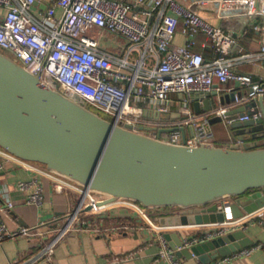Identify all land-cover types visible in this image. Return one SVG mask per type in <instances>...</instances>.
Wrapping results in <instances>:
<instances>
[{
    "label": "built area",
    "instance_id": "built-area-1",
    "mask_svg": "<svg viewBox=\"0 0 264 264\" xmlns=\"http://www.w3.org/2000/svg\"><path fill=\"white\" fill-rule=\"evenodd\" d=\"M42 1L0 0V51L37 76L42 85L54 89L53 83H56L55 90L69 100L86 105L118 125L134 126L142 125L143 113L140 107L132 104V99L136 102L151 101L157 106L156 113L161 117L170 114L165 106L170 96L179 95L183 99L178 114L183 118V125L191 128L192 136L182 137L179 125H174L175 129L163 134L160 140L181 145L184 138V145L190 148L197 143L214 145V134L208 127L211 117L227 127L235 122L262 118L261 111L256 107L235 117H228V109L221 106L207 115L198 116L189 107V97L208 95L215 84L233 83L243 90L227 89L235 106L249 104L258 98L264 104V0H245L257 17L252 26L257 36L256 52L245 50L238 43L236 34L222 26L211 25L197 11L176 0H51L44 10L36 9ZM237 2L233 0L229 8L233 9ZM164 10H169L180 20L182 33L188 38L185 46L170 48L172 33L158 26ZM154 17L155 22L152 23ZM93 29L98 30L97 33L91 34ZM103 32L119 36L130 45L125 56L115 57L98 48V38ZM198 36L209 42L215 55L213 59H205L201 53L192 50ZM201 47H206V44ZM134 51L138 53L136 58L133 57ZM254 63L260 64L261 74L252 75L236 69L239 65ZM215 90L219 91L218 88ZM229 141L230 145L242 144L231 134ZM0 158L34 174L30 181L18 183L19 191L26 193L27 204L41 206V179L49 181L55 194L73 193L76 196L71 210L48 223L53 226L52 229L46 228L48 224L40 223L35 227H23L16 232L0 235V242L5 237H39L37 254L20 264H54L57 245L70 232L81 230L84 224L87 228L94 224L86 223L84 220L87 218L111 219L113 214L119 217L135 213L149 229L157 227L149 210L131 200L117 199L104 203L108 196L90 191L47 171L39 164L22 161L1 149ZM2 169L0 164V171ZM232 204L233 200L229 198L217 202L216 208L222 214L223 222L200 235L186 237L177 251L233 231L238 219L232 215ZM6 207L11 208L12 204L7 203ZM263 209L258 210L259 218L264 215ZM159 211V217L178 216L181 213L176 208ZM0 229L4 231V226ZM93 230L97 231L95 228ZM155 242L156 260L181 264L174 258L176 251L169 247L164 234L159 233ZM253 249L241 250L239 254L249 255ZM227 260L224 259L222 263ZM209 264L220 263L215 261Z\"/></svg>",
    "mask_w": 264,
    "mask_h": 264
},
{
    "label": "water",
    "instance_id": "water-1",
    "mask_svg": "<svg viewBox=\"0 0 264 264\" xmlns=\"http://www.w3.org/2000/svg\"><path fill=\"white\" fill-rule=\"evenodd\" d=\"M53 87L42 85L37 76L0 51L1 150L108 196L104 203L126 199L149 211L181 210L178 216L160 217L161 227L222 223L216 203L225 198L234 201L235 219L264 208V144L256 134L257 126L264 131L261 98L257 104L262 118L229 127L239 131L235 137L241 146L197 143L190 148L184 138L181 145L160 140L174 129L118 125L63 96L55 90L56 83ZM207 97L204 112L213 109ZM198 99L192 104L197 114ZM171 237L164 234L167 241ZM251 245L240 230L176 255L208 264ZM181 246L178 239L174 249ZM207 252L212 253L205 260L202 255Z\"/></svg>",
    "mask_w": 264,
    "mask_h": 264
},
{
    "label": "crops",
    "instance_id": "crops-1",
    "mask_svg": "<svg viewBox=\"0 0 264 264\" xmlns=\"http://www.w3.org/2000/svg\"><path fill=\"white\" fill-rule=\"evenodd\" d=\"M124 1L128 2L129 0ZM176 1L187 8L197 11L211 25L222 26L225 30L236 34L238 43L245 50L250 52L258 50L256 43L257 36L252 30L257 17L245 0H237L238 2L233 9L229 8L233 0ZM50 3L51 0H43L41 4L37 5L36 9L44 10ZM153 22H155V17L152 18ZM158 26L172 33L173 38L170 48L177 49L185 46L188 38L182 33L180 20L172 12L164 10ZM97 31L93 29L91 34L97 33ZM204 43L206 47H201ZM98 48L115 57H123L130 48V45L119 36L103 32L98 38ZM192 50L201 53L205 59L211 60L215 57L209 46V42L202 36L196 37ZM133 57H138V53L134 51ZM236 69L252 75L262 73L259 63L239 65ZM216 88L219 91H216ZM227 89L243 91L238 85L233 83L225 85L215 84L214 89L207 97L213 109L219 106L225 107L228 109L229 117L241 115L243 110L245 113L247 106H249V109L256 107L260 110L257 100L246 105L235 106L230 95L227 94ZM196 97H199L197 101L198 114L193 111L192 107V104L196 102ZM200 97L202 96L197 94L191 95L189 97V107L198 116L207 115L209 112H204L205 96L203 98ZM182 99L179 95H171L169 102L165 104L170 114L161 117L156 113L157 106L151 101L136 102L132 99L131 102L142 109L143 119L141 124L143 126L157 129L160 127L175 129L174 125H179L182 137L190 138L192 130L190 127L183 125V119L178 114V108L182 104ZM208 127L214 134L215 146L228 147L230 145V134L236 137L239 136L236 134L239 131L225 126L220 120L213 117L209 118ZM256 134L261 136L260 142L264 144V131L259 126H257ZM245 137L250 139V135ZM0 164L3 166L2 171H0V208L3 209L0 212V228L2 225L4 226V231L0 229V235L2 233L16 232L23 227H35L40 223L48 224L54 218L61 216L73 208L76 196L73 193L55 194L47 179H41L40 181L43 189L41 206L36 207L27 204L26 193L19 191L18 183L30 181L34 178V174L20 166L5 162L1 158ZM7 203H11L12 207L7 208ZM262 212L264 214V209ZM160 213L161 211L159 210L149 211L151 216H157L155 222L157 227H161L158 223ZM258 213L260 211H256L251 215L244 214L243 217L238 218L235 229L231 231H243L245 236L252 242V245L246 249H255L249 255H240L241 250H244L241 249L226 257L218 258L216 262L220 264H264V215L262 218H259ZM84 221L94 224L89 228L84 224L81 230L70 232L55 248L54 264H168L164 260H156L157 244L155 238L159 233L171 234L172 237L167 243L172 250L177 252L178 249L176 248L175 250L174 247L177 245L178 239L183 242L186 237L200 235L216 227V224H209L149 229L135 213H127L119 217L113 214L111 219L91 217ZM46 228L52 229L53 226L48 224ZM94 228L97 231H94ZM39 245V237H5L0 242V264H20L26 262L37 254ZM176 252L174 258L180 261L181 264H193V261L197 262L196 258H192V262L184 257L178 258ZM211 253H204L202 257L207 260ZM130 254L133 255L130 257ZM116 259L118 261H115ZM224 259L228 260L222 263ZM196 264L199 263L197 262Z\"/></svg>",
    "mask_w": 264,
    "mask_h": 264
},
{
    "label": "rangeland",
    "instance_id": "rangeland-1",
    "mask_svg": "<svg viewBox=\"0 0 264 264\" xmlns=\"http://www.w3.org/2000/svg\"><path fill=\"white\" fill-rule=\"evenodd\" d=\"M152 219L154 220V222H156L157 216L156 215L154 217L152 216Z\"/></svg>",
    "mask_w": 264,
    "mask_h": 264
},
{
    "label": "trees",
    "instance_id": "trees-1",
    "mask_svg": "<svg viewBox=\"0 0 264 264\" xmlns=\"http://www.w3.org/2000/svg\"><path fill=\"white\" fill-rule=\"evenodd\" d=\"M168 210H170V209H163V211H168Z\"/></svg>",
    "mask_w": 264,
    "mask_h": 264
}]
</instances>
